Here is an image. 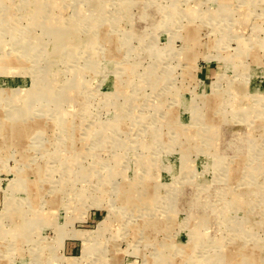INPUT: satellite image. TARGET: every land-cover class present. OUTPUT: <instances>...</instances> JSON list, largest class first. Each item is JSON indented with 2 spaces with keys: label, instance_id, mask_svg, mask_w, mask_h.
Listing matches in <instances>:
<instances>
[{
  "label": "rangeland",
  "instance_id": "rangeland-1",
  "mask_svg": "<svg viewBox=\"0 0 264 264\" xmlns=\"http://www.w3.org/2000/svg\"><path fill=\"white\" fill-rule=\"evenodd\" d=\"M0 93V264H264V0H0Z\"/></svg>",
  "mask_w": 264,
  "mask_h": 264
},
{
  "label": "bare ground",
  "instance_id": "bare-ground-1",
  "mask_svg": "<svg viewBox=\"0 0 264 264\" xmlns=\"http://www.w3.org/2000/svg\"><path fill=\"white\" fill-rule=\"evenodd\" d=\"M73 50H75V49H73ZM73 52V51H72ZM42 79V78H41ZM42 82V81H41ZM40 84V83H39ZM43 84V83H42ZM35 87V86H34ZM37 90V89H36ZM37 93V92H36ZM0 95H3V94H1L0 93ZM4 95H6V94H4ZM7 96V95H6ZM18 135H20L19 133H18ZM22 136H23V132H22ZM23 183V182H22Z\"/></svg>",
  "mask_w": 264,
  "mask_h": 264
}]
</instances>
